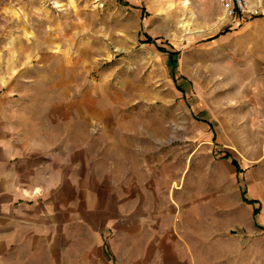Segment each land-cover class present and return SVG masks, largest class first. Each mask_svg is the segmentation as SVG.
<instances>
[{"label":"rangeland","instance_id":"obj_1","mask_svg":"<svg viewBox=\"0 0 264 264\" xmlns=\"http://www.w3.org/2000/svg\"><path fill=\"white\" fill-rule=\"evenodd\" d=\"M69 1L83 10L82 23L89 18L92 26L78 39L92 42L90 56H79L80 81L91 82L99 101L119 104L120 118L139 123L152 147L147 179L168 174L211 207L219 194V237L207 240L210 250L217 247V264H264V94L256 92L257 77L264 74V0H256L259 22L253 18L236 27L228 21L213 26L215 19L201 13L198 0ZM47 2L58 17L61 7ZM71 12L65 11V21L75 16ZM230 27L226 40L215 38ZM159 46L177 53L171 58ZM58 58L34 63L35 86L49 87L62 77ZM151 169L158 174L150 176ZM148 206L152 210L154 201ZM119 212L115 205L98 208L104 221L107 214L118 218L101 231L104 250L93 246L95 231L83 233L81 264H154L157 216L122 221ZM204 217L203 230L213 235L214 217ZM204 249L200 264H213L205 261L214 256Z\"/></svg>","mask_w":264,"mask_h":264},{"label":"crops","instance_id":"obj_2","mask_svg":"<svg viewBox=\"0 0 264 264\" xmlns=\"http://www.w3.org/2000/svg\"><path fill=\"white\" fill-rule=\"evenodd\" d=\"M47 1L0 0V264H70L71 256L81 264L84 232H96L97 249L106 246L101 231L118 217L107 214L104 221L97 210L109 205L121 208L122 221L157 216L154 264H200L204 248L214 256L205 261L217 264V247L210 250L207 240L219 237V194L211 207L168 174L147 179L152 147L139 123L120 118L119 104L99 101L91 82L80 81L79 56H90L92 42L79 40L91 20L82 23L83 10L69 0H54L61 8L53 17L56 8ZM198 1L201 13L215 19L213 26L249 21L226 16L220 0ZM67 10L75 14L69 22ZM19 46L29 51L21 54ZM57 57L64 64L62 77L52 86H35L34 63ZM256 84L257 95L264 94V74ZM208 212L213 235L202 227Z\"/></svg>","mask_w":264,"mask_h":264},{"label":"built area","instance_id":"obj_3","mask_svg":"<svg viewBox=\"0 0 264 264\" xmlns=\"http://www.w3.org/2000/svg\"><path fill=\"white\" fill-rule=\"evenodd\" d=\"M226 16L245 21L262 14L260 7L252 0H220Z\"/></svg>","mask_w":264,"mask_h":264},{"label":"trees","instance_id":"obj_4","mask_svg":"<svg viewBox=\"0 0 264 264\" xmlns=\"http://www.w3.org/2000/svg\"><path fill=\"white\" fill-rule=\"evenodd\" d=\"M118 1L122 2V0H118ZM220 34H222V32ZM220 34L216 35L215 38L218 37ZM147 42L155 43V41H153L150 37L147 39ZM159 48L161 50L167 51L171 58H173L176 55V53H177L176 51L166 50V49L162 48L161 46H159ZM225 157L228 158L229 156H225ZM232 163L237 167V171L238 172L242 171L241 168H240L239 163L237 162V160L233 159ZM245 199L247 200V198H245ZM251 202L255 203V201H253V200H251ZM257 213H258V208H256V210H255V214H257Z\"/></svg>","mask_w":264,"mask_h":264}]
</instances>
